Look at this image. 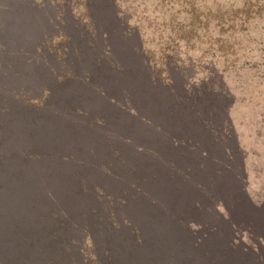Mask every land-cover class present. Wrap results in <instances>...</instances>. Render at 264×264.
Wrapping results in <instances>:
<instances>
[{
    "label": "rangeland",
    "instance_id": "374dc122",
    "mask_svg": "<svg viewBox=\"0 0 264 264\" xmlns=\"http://www.w3.org/2000/svg\"><path fill=\"white\" fill-rule=\"evenodd\" d=\"M246 186L264 188V0H0L2 262L62 223L110 264H264ZM232 224L258 248H230Z\"/></svg>",
    "mask_w": 264,
    "mask_h": 264
},
{
    "label": "trees",
    "instance_id": "16d2710c",
    "mask_svg": "<svg viewBox=\"0 0 264 264\" xmlns=\"http://www.w3.org/2000/svg\"><path fill=\"white\" fill-rule=\"evenodd\" d=\"M227 189L230 190L229 184ZM241 190L243 194L247 195L250 193V195L255 199L262 198L264 200V188L262 187H259L256 190H249L246 186ZM241 190H239V192H241ZM261 203L264 204V202L260 201V204ZM203 209V203L198 202V206H196L195 209L196 212L200 211L203 214ZM230 213H228V216L232 217ZM121 225L123 227L126 226L125 224ZM248 227L249 228L245 227V229L242 230V228H237L234 226V224L231 225L230 248L233 249L235 246H238L240 240L242 241L243 237L245 238V247L248 249L252 248L250 250H255L258 248H256V246L253 244H258L257 239L253 235V230L256 225ZM41 230L42 229H39V232H41ZM51 232L52 237L50 240L42 242L40 247L37 246L40 241L39 238L35 242L31 241L27 243V250H22L20 248L19 254L12 258L9 257V259L5 262L0 260V264H33L31 262L32 259L36 262L35 264H110L109 260H111V258L105 250L100 253H96V251L92 252L91 248L87 249L86 246L83 248H75L73 241L68 238L69 228H66L62 223L53 226L51 228ZM34 249L37 250L35 255L32 254ZM240 259L243 260L242 258ZM260 261L261 259L258 258L257 262Z\"/></svg>",
    "mask_w": 264,
    "mask_h": 264
}]
</instances>
